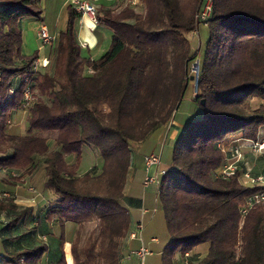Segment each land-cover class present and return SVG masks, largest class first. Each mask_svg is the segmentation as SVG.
<instances>
[{"label":"trees","instance_id":"1","mask_svg":"<svg viewBox=\"0 0 264 264\" xmlns=\"http://www.w3.org/2000/svg\"><path fill=\"white\" fill-rule=\"evenodd\" d=\"M132 1L96 7L97 23L111 30L97 59L82 54L81 14L68 5L50 63L33 69L37 55L22 54L21 25L41 19L42 0H0V194L8 193L0 195V264H67L66 243L72 264H121L131 211L142 208L135 176L190 86L196 117L158 166L169 237L162 264H264V201L248 207L264 182L245 183L246 172L257 176L243 160L233 174L219 173L229 148L264 139V0H212L204 22L205 0ZM201 24L208 37L199 57L190 36ZM21 113L24 129L12 128ZM84 146L102 164L80 172ZM255 160L264 164V150ZM133 168L138 189L127 192ZM27 184L48 201L39 210L17 202L36 193ZM200 244L204 255L185 256Z\"/></svg>","mask_w":264,"mask_h":264},{"label":"rangeland","instance_id":"2","mask_svg":"<svg viewBox=\"0 0 264 264\" xmlns=\"http://www.w3.org/2000/svg\"><path fill=\"white\" fill-rule=\"evenodd\" d=\"M68 5L69 2L68 0H42V15H41V20L39 19H35V18H30L28 20H25L22 22V35L24 36V42L23 45H21V50L23 48V51H36L39 49V47H42V50H40V57L42 55H46L50 45L51 44H44L42 43L41 40L36 38V31L39 29L40 24L44 23L47 28H48V32L49 35L53 36L54 33H58L60 30H63L66 26L67 23V19H68ZM30 22H32L30 24ZM26 27V28H25ZM98 38L100 39V45L98 48H96L93 52V57H95L96 59L101 55L99 54L100 48H103L104 45L106 46L105 50L108 49L110 42H111V30L108 29L107 27H105L104 25H100L98 27ZM22 36V37H23ZM207 37H208V29L207 26L204 24H201L198 28L197 31H195V33L193 32V34L190 36L191 39V44L193 49H198V54L199 57H202L203 52H204V48H205V43L207 41ZM107 41V42H106ZM105 43V44H104ZM103 45V46H102ZM104 50V51H105ZM43 57V56H42ZM42 59V58H41ZM199 59V58H198ZM195 86V84H194ZM195 88V87H194ZM191 86L187 89L185 95H184V99L180 105V108L178 109L176 115H175V119L178 121H186L189 119H193L194 117H196V110L191 102ZM12 128H16V129H21L23 130L25 127V114L21 113V114H17L12 118ZM232 136H238V133H236L235 135ZM230 143V142H229ZM173 142L171 140L166 141L165 144H163L162 146V160L161 163H165L166 159L169 157V149L171 148ZM247 144H243L242 148H241V153L243 155L242 159L243 162H245L246 167L248 168V170H250V172H256L261 174L262 176H264V164L263 162H257L256 164L253 163L252 160H250L248 158V152L250 151L249 148H246ZM261 152V151H260ZM259 152V153H260ZM139 153H142V150L139 149ZM258 153V154H259ZM257 154V155H258ZM254 155V156H257ZM102 164V160L101 157L99 156V154L97 153V151H95L93 148L89 147V146H84L83 148V152H82V157H81V163L79 166V171L80 172H84L87 169H89L92 165H97V166H101ZM138 172V171H136ZM139 175V174H138ZM140 177V175H139ZM139 177L135 176V180L138 182ZM40 174H38L35 178H34V182L33 184H35L36 186L38 184H36V181H40ZM245 183H249V180L245 179ZM28 185V184H27ZM135 184H133L132 186V182L131 184L128 185V191H130L131 187H136V190L138 189V183L136 186H134ZM158 184H152L149 187L146 188H140V193L142 194H149L152 192V190L154 188H157ZM29 189L28 191L32 192H36V193H31V199L29 201H24V202H29V204H37L38 202V193L36 190L37 187H35V190L31 189L30 184L28 185ZM36 194V195H35ZM33 196V197H32ZM30 198V197H29ZM52 198V197H51ZM46 203H48V201H45ZM153 205V204H152ZM155 208V212H152V214L156 217L159 216L160 220H162V210L160 208V205L158 202H155V206L153 208H151L150 210ZM164 220V219H163ZM161 221V223L158 225V223H151L150 225L148 224V226H145L144 224V235H145V242H147L150 237H156L158 239L159 242V246H165L168 243L169 237H168V233L166 230V225H165V221ZM144 222V221H143ZM92 224H87L82 232L81 235L84 236L86 232H88L91 228H92ZM148 249L154 252V254H156V250H157V245L154 244H148ZM65 252H67V254L69 255V244L66 245L65 247ZM70 256V255H69ZM176 258L181 259L182 255L180 253H176Z\"/></svg>","mask_w":264,"mask_h":264},{"label":"crops","instance_id":"3","mask_svg":"<svg viewBox=\"0 0 264 264\" xmlns=\"http://www.w3.org/2000/svg\"><path fill=\"white\" fill-rule=\"evenodd\" d=\"M111 1H113V0H97L95 2V5L97 7L100 3H106L107 4V3H110ZM28 19H30V18H27L25 20H28ZM31 23L32 22H30V24ZM41 26H44L48 31V28L44 23H41L40 27ZM99 26H100V24L94 23L86 15L79 17L78 24H77L78 40H79L81 48H82V54L84 56L89 57L90 59H96L95 57H93V52L96 48L99 47L100 42H101L100 39L98 38L99 32L97 29ZM38 30L36 31V34H35L37 39H39L38 35H37ZM53 36L56 37L57 33H54ZM23 42H24V36L22 37V45H23ZM53 47H54V45H50V48H49L47 54L42 55L43 57L42 56L40 57V50H42V47H39V49L36 51H26V52L23 51V48H22L21 52L25 56L36 54L38 58H49V59H51ZM105 48H106L105 45L103 48H100V50H98L99 54L102 55L107 50V49L105 50ZM185 122L186 121H178L174 118L165 129H160L159 131L155 132L151 136V139H150L151 145H150V149H148V152L149 153L153 152V151L157 152L160 155V160H162L161 159V157H162L161 153H162L163 144H165L166 141H169V140L174 142L180 136V134L184 128ZM232 135H235V134H232ZM232 135H231V137L233 138L234 136H232ZM143 156L144 155H142V157ZM252 156H251L250 152H248V158L250 160H252L254 164H256L257 163V161L255 160L256 156H253V157ZM140 164H141V166L143 165L142 160H140ZM135 168H133V170H132L133 174L130 177L129 182L126 185V191L127 192H128V185L131 184V182L133 181L134 174L136 173ZM158 168L159 167L156 168L157 172H158ZM145 173L146 172L144 170L143 176L139 179L141 188H146L143 186V179H144ZM259 173H257V171H256L255 172L256 176H262ZM29 200H32L31 197L28 198L24 195H21L17 202L19 204L33 206L34 210H39L41 207H43L45 205V201H43L42 199L38 200L37 204H29V202H24V201H29ZM155 202H157V188H154L152 190V192L149 194V196H148V194H142V208L139 210H132L131 211L132 220H133L131 231L134 230L135 224L137 222L142 223L143 229L141 232V239L140 240L139 239H130L129 237L125 239L123 249H122L121 264H162V256L161 255H162V251L166 245L165 246L164 245L159 246L158 239L156 237H153V236L150 237V239L147 242H145V235H144V224H145V226H148V224L149 225L151 223L153 224L156 221V224L158 223V225H159L161 223V221L164 219V217L162 216L163 218H162V220H160L159 216L155 217L152 214V212H155V208L152 210H150V209L155 206ZM162 215H163V213H162ZM67 244L68 243H66L64 245V251H65V247ZM148 244H154V245L158 246L157 250L155 251L156 254H154V252L151 251V249H150L151 254L145 256L142 261L139 258H137L136 256H132L130 259L126 258V256L130 252L137 250L140 246H145V247L149 248ZM0 251H1V244H0ZM206 251H207V245L206 244H200V245H197L196 247H194L193 250L188 252L187 254L188 255L199 254L200 256H202L206 253ZM69 255L67 254V252H65L67 264H72V257H71L70 251H69ZM176 259H177L178 263L180 261H183V257L181 259H179V258H176Z\"/></svg>","mask_w":264,"mask_h":264},{"label":"built area","instance_id":"4","mask_svg":"<svg viewBox=\"0 0 264 264\" xmlns=\"http://www.w3.org/2000/svg\"><path fill=\"white\" fill-rule=\"evenodd\" d=\"M97 0H68L69 5H71L74 10L81 14V16H88L94 23H97L96 19V5L95 2ZM138 3L137 0H133L132 4ZM212 9V0H205L204 6L200 13L198 14V18L200 21L204 22L208 19L211 14ZM195 33V31H194ZM38 38L44 44H51L54 45L56 41L55 36L49 35L47 29L44 26H41L38 30ZM51 59L49 58H36L32 63L33 69H38L40 67H45L50 63ZM195 67V69H194ZM199 71V59H195L191 64V73L194 76V79L197 80ZM14 90L11 88L9 90L10 94H13ZM24 97L27 102L32 100L31 93L28 89L24 91ZM247 146L250 147L252 155H257L260 151L264 150V139L256 140V141H249ZM240 145L232 146L229 148L230 156L227 159L226 165L220 168L219 173L223 175H231L236 170L239 161H241L243 155L241 153ZM160 164V155L157 152H150L144 156V169H145V176L143 179V186L148 187L152 184H156L158 182V174L159 172L156 171V168ZM244 178L249 181H257V182H264V176H257L256 178H252L249 172L244 174ZM33 190V188H31ZM0 195L8 196V193H2ZM264 201V192L254 195L253 197L249 198L248 200V207L256 202ZM248 208L243 209L244 213ZM143 229V225L141 222H137L135 224L134 230L129 233L130 239H141V232ZM151 251L145 247L140 246L137 250L130 252L126 258L130 259L132 256H136L141 261L144 259L145 256L150 255ZM185 256H188L186 253Z\"/></svg>","mask_w":264,"mask_h":264},{"label":"water","instance_id":"5","mask_svg":"<svg viewBox=\"0 0 264 264\" xmlns=\"http://www.w3.org/2000/svg\"><path fill=\"white\" fill-rule=\"evenodd\" d=\"M190 79H191V80H192V79H194V76H193V75H191V76H190Z\"/></svg>","mask_w":264,"mask_h":264},{"label":"bare ground","instance_id":"6","mask_svg":"<svg viewBox=\"0 0 264 264\" xmlns=\"http://www.w3.org/2000/svg\"><path fill=\"white\" fill-rule=\"evenodd\" d=\"M194 69H195V67H194Z\"/></svg>","mask_w":264,"mask_h":264}]
</instances>
